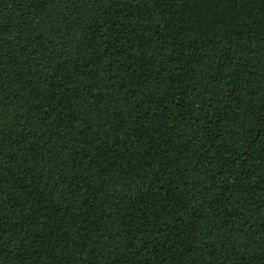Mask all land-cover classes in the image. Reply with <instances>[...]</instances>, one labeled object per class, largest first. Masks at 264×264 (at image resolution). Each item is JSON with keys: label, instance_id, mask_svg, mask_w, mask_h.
<instances>
[{"label": "trees", "instance_id": "obj_1", "mask_svg": "<svg viewBox=\"0 0 264 264\" xmlns=\"http://www.w3.org/2000/svg\"><path fill=\"white\" fill-rule=\"evenodd\" d=\"M0 264H264V0H0Z\"/></svg>", "mask_w": 264, "mask_h": 264}]
</instances>
